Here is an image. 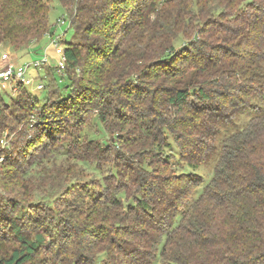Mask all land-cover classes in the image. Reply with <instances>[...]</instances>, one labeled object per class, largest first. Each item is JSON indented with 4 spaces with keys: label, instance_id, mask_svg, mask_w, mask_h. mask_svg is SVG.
<instances>
[{
    "label": "trees",
    "instance_id": "1",
    "mask_svg": "<svg viewBox=\"0 0 264 264\" xmlns=\"http://www.w3.org/2000/svg\"><path fill=\"white\" fill-rule=\"evenodd\" d=\"M57 1L73 13L80 41L64 42L63 74L48 65L31 72L44 84L42 101L24 85L10 101L0 92V142L5 130H23L0 156L12 150L19 161L40 143L31 155L64 157L72 177L53 198L37 192L31 213L0 196V235L16 244L0 264H264V113L216 144L222 126L264 98V0H191V14H166L173 39L158 32L141 48L124 44L138 22H125L124 0H104L93 22L79 0ZM50 32L44 1L0 0V44L31 54ZM36 45L27 60L42 55ZM89 112L102 139L83 134L84 124L65 137L58 130L63 118L70 127ZM217 150L202 185L194 169ZM77 164L99 175L84 178ZM27 221L37 224L30 232Z\"/></svg>",
    "mask_w": 264,
    "mask_h": 264
},
{
    "label": "rangeland",
    "instance_id": "2",
    "mask_svg": "<svg viewBox=\"0 0 264 264\" xmlns=\"http://www.w3.org/2000/svg\"><path fill=\"white\" fill-rule=\"evenodd\" d=\"M45 2L47 6V18H48V26L51 27V32L42 36L40 40H34L31 42V46L29 50L31 51L30 53H23L20 51H13L10 48L9 43H4L0 44V54L3 52H8L11 54V56L15 57L16 62L21 63L23 61H26L27 59H31L30 56L33 55V57L37 56L35 54V51H33L34 46L36 45L37 48L39 49L36 52H40L41 49H44L48 46L50 37L53 36L54 34H62L64 33V40L69 42H78L79 40V34H73V30L71 26L72 24V17L73 13L70 11H65L61 5L58 3L57 0H42ZM82 6H86L83 8V14L86 21H96V18L100 16V12L102 10H97L100 9L98 8L99 6H103L104 3H106L104 0H79ZM166 1H169L170 3L166 4ZM117 4L116 2L112 3V5L108 6L109 7V12L111 11V6H115ZM129 5V7L125 11V22L129 21L127 19V16H132L138 20L134 21L136 25L130 27V34H127V37H124V44L126 45V42L128 43L126 47L128 46H133L137 48H141V44H149L152 39V37L158 32L160 34L156 37L157 39L159 36H162V33L165 35L167 34L169 38L173 39V33L167 30V12H173L178 14V17H181L183 14H191V12L187 9V6L191 4V0H124L120 5ZM97 6V7H90V6ZM89 6V7H88ZM66 9L69 7H65ZM70 9V8H69ZM171 9V11L169 10ZM153 10H155L153 12ZM77 13V10H76ZM166 15V18L164 17ZM58 18H63L65 19V24L63 26H60L59 24L56 23ZM157 20L161 21V24H155ZM142 23V24H141ZM176 23V21L174 22ZM155 24V26H153ZM179 24V22H177ZM159 26V27H158ZM193 27H197V24L195 25L193 21ZM158 27V28H157ZM192 30V28H191ZM189 31L186 34L187 38H190L193 34H195L192 31ZM65 31V32H64ZM83 33V32H82ZM124 32L120 30L116 36L113 38L112 42L116 43L117 41L120 40V38L123 36ZM102 36V33L100 34ZM63 42V40H61ZM136 42H138L136 44ZM178 42V41H177ZM140 44V45H139ZM63 47L65 46V43H62ZM132 47V48H133ZM42 51V52H43ZM89 53L88 51H86ZM85 52V53H86ZM48 55L49 57H54L56 59V55L54 54L52 48L48 49ZM135 58L134 55H129L127 58ZM52 65L55 63L53 61ZM48 66H51L47 64ZM40 73H43V70L39 69ZM59 76V75H57ZM38 80V79H35ZM29 91L32 93V95H35L38 97L40 101H42L44 91H37L32 87H29ZM0 92L2 93V96L6 101H10L11 99H15L16 93H12L10 89H5L1 90ZM252 104L255 103L256 106L250 107L248 109H245L241 114L237 115L236 121L234 125L228 126V127H221V131L219 133V140L216 142L218 145V148L220 147L219 141L221 138L224 136L225 133H232L234 131H238L241 128H243L249 119L252 116H255L256 114L263 115L264 113V98L262 101H260L258 98L255 100L251 101ZM95 113L89 112L88 115L84 116L82 119H79L78 121L74 122V126L66 127V124L69 122L71 123L70 119L68 118H63L59 122L57 126L58 130L61 131V133L64 135L71 134L73 132H76V129L78 130L82 124H84L85 128L82 130L83 134L86 132L94 131L92 137L95 139H102L104 135V131L99 125L95 124ZM60 115V114H58ZM61 116V115H60ZM59 117V116H58ZM55 117V118H58ZM54 118V119H55ZM51 120L53 119L50 118ZM66 123V124H63ZM81 124V126H80ZM83 128V127H82ZM67 132V133H66ZM7 133V134H6ZM109 135V134H108ZM69 136V135H67ZM2 140H4V143L0 144V150H3L7 146V143L9 141H14V144H18L22 142V137H23V130L22 127H18L17 129L13 131H8L5 130V134L2 136ZM63 137V136H62ZM212 142V141H211ZM215 144L212 142L210 143V146H214ZM14 146V145H13ZM40 143H36V145L30 147L28 153L26 156H23L20 158L19 161L16 155L12 154V150H8L7 154L8 155H3L1 154L0 156V196H4L7 199V205L9 207H13L17 205L23 206L25 205L26 207L29 206L28 210L31 213L33 211V208L30 205L31 200L38 201V197L41 196L37 192L41 193L42 195L49 194L51 195V198L54 197V190L57 189V187H64L65 182L64 179H70L72 177L71 173V166L69 164H66V159L64 157H56L55 155L53 157H47L43 158L41 160L40 154L36 153V155H31L34 151L33 149L39 148ZM170 150L172 152L176 153L179 151V148L176 147L175 145H171ZM14 152V151H13ZM210 153H208L209 155ZM217 154L218 150L214 153L210 154V157H208L204 161H200L197 163L196 168L194 169V172L197 173L198 176L202 179V185L205 183L207 180L210 179L211 175L213 174L215 163L217 161ZM11 155V156H10ZM10 156V157H9ZM35 160L37 161V164L32 166V174H29V176H26L25 178L20 176V172L23 171V168H27L30 163ZM18 162V163H17ZM18 164H21V167L19 169ZM172 168L173 166H169ZM74 170L80 171L82 169V172L84 174V178L92 176L94 174L95 176H98L99 173H94L93 167L88 166V167H82L81 165L79 166L78 164L74 166ZM179 170L183 173H186L190 170L187 165H183L182 167H179ZM40 172V173H38ZM92 173V174H91ZM93 177V176H92ZM201 187V186H200ZM71 191V190H70ZM65 195V194H64ZM71 193H68V196L70 197ZM68 197V198H69ZM63 198H67L63 196ZM55 204L63 205L62 199L57 201L54 200ZM2 226H4L5 222H1ZM37 226L36 223L28 222L25 225V228L27 227V230L30 232L29 228H34ZM6 228V227H5ZM8 232V231H7ZM7 237H4L0 235V253H7L11 248H14L16 246L15 242L11 239L9 236V233H6Z\"/></svg>",
    "mask_w": 264,
    "mask_h": 264
},
{
    "label": "built area",
    "instance_id": "3",
    "mask_svg": "<svg viewBox=\"0 0 264 264\" xmlns=\"http://www.w3.org/2000/svg\"><path fill=\"white\" fill-rule=\"evenodd\" d=\"M56 23L63 26L65 24V19L58 18ZM63 36L64 33L51 36L48 46L37 59L18 63L14 61L15 57L11 56L10 53L3 52L0 54V91L8 88L12 93H16L19 85H24L27 88L33 86L35 90H41L44 87L43 82L35 80L31 72L43 65H51L50 57L47 53L49 48H52L54 54L57 56L55 64L51 66L55 67L58 75L63 74L65 70L64 47L62 45L65 40ZM61 40H63V42ZM1 143H4V140H1Z\"/></svg>",
    "mask_w": 264,
    "mask_h": 264
}]
</instances>
